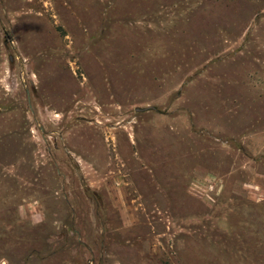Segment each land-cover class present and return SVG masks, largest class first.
I'll return each mask as SVG.
<instances>
[{
	"label": "rangeland",
	"instance_id": "rangeland-1",
	"mask_svg": "<svg viewBox=\"0 0 264 264\" xmlns=\"http://www.w3.org/2000/svg\"><path fill=\"white\" fill-rule=\"evenodd\" d=\"M0 264H264V0H0Z\"/></svg>",
	"mask_w": 264,
	"mask_h": 264
}]
</instances>
